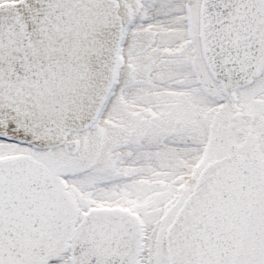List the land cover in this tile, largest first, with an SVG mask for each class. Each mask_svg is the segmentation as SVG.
Masks as SVG:
<instances>
[{"label": "snow or ice", "instance_id": "obj_1", "mask_svg": "<svg viewBox=\"0 0 264 264\" xmlns=\"http://www.w3.org/2000/svg\"><path fill=\"white\" fill-rule=\"evenodd\" d=\"M0 264H264V0H0Z\"/></svg>", "mask_w": 264, "mask_h": 264}]
</instances>
